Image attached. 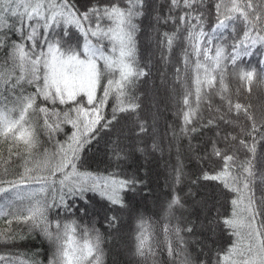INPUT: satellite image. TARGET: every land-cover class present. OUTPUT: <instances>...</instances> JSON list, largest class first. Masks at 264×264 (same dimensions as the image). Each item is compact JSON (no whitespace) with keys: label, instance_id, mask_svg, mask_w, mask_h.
Returning a JSON list of instances; mask_svg holds the SVG:
<instances>
[{"label":"trees","instance_id":"1","mask_svg":"<svg viewBox=\"0 0 264 264\" xmlns=\"http://www.w3.org/2000/svg\"><path fill=\"white\" fill-rule=\"evenodd\" d=\"M159 76L186 177L170 200L193 210L178 211L186 223L146 212L138 257L264 264V0H0V264H118L106 220L119 223L147 165L96 151L137 118L150 141L144 89ZM211 187L218 241L201 252L187 238L204 235L191 221L201 214L184 192Z\"/></svg>","mask_w":264,"mask_h":264},{"label":"rangeland","instance_id":"2","mask_svg":"<svg viewBox=\"0 0 264 264\" xmlns=\"http://www.w3.org/2000/svg\"><path fill=\"white\" fill-rule=\"evenodd\" d=\"M150 17H152V22L150 21L146 24L147 35L145 40L150 44L146 53L149 60H152L158 53L156 44L154 43V35L157 30L158 20L160 19L158 17L157 5H155V10L150 13ZM169 88L170 85L165 83L162 76H159L150 81L144 89V104L148 110V114H146L147 133L150 137L148 143L145 140L146 136H140L142 125L141 120L137 118L136 120H132V123L127 124L125 128L122 126L123 131L121 133L119 130L121 125H118L114 130L117 136L113 135L104 145L101 143L100 149L96 151L97 154H103L105 158L111 161H115L119 156L129 161L132 156L131 152H135L140 155L143 163L147 165L146 169L141 170L144 175L142 179L145 182L144 188L141 191L135 192L134 195H130L131 197L134 196V198H130L128 210L123 209L120 211L119 223L113 226L106 220L108 225L112 227L110 234L106 236V240L110 245L112 244L111 250L113 251H111V254L118 264H123L122 258L125 259L126 264H149V261L138 257L139 251L136 249V244H134L133 234L134 229L137 230L140 227L139 219L146 212H151L153 216H158L163 220L173 218L176 222L181 221L182 223H186L189 219L181 216L178 211L187 210L190 213L193 210L185 202L175 206L174 202L170 200L171 191L176 187L178 173L182 170L183 160H181L179 153H183V147L179 144V134L172 131L171 123L167 118L170 112L173 114L174 105L173 92ZM145 113L147 112L145 111ZM114 132L113 134H115ZM123 141L129 145L125 146V143L123 145ZM153 171H159L157 176L153 174ZM182 175L183 178H186L184 174ZM111 188L113 189L112 185H110ZM188 193L192 198L193 206H196L201 214L198 219H191L192 226L197 229L201 228L205 232L203 236L195 235L193 237L190 234L187 238L191 243L192 241L200 242L201 245L198 246L199 251L204 252L218 241L215 226L217 221L215 210L218 212L222 208L221 196L218 190L212 187L210 190L205 189L202 194L201 192L200 194H195L191 189L184 192L186 196ZM89 209L94 213L95 211L101 212V208L93 203L90 204ZM95 219L96 215L92 214V220L94 221ZM153 221L156 223L157 220L154 219ZM176 222L175 224H177ZM234 222L235 225L239 223L235 219L230 223L234 225ZM175 236L178 238L179 244L182 245L178 230ZM179 254L184 255L188 253L179 251Z\"/></svg>","mask_w":264,"mask_h":264}]
</instances>
